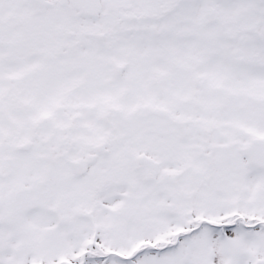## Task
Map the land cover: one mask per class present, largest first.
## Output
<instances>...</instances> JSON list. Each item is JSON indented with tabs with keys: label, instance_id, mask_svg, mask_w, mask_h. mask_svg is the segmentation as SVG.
Returning a JSON list of instances; mask_svg holds the SVG:
<instances>
[{
	"label": "snow or ice",
	"instance_id": "6c2138e0",
	"mask_svg": "<svg viewBox=\"0 0 264 264\" xmlns=\"http://www.w3.org/2000/svg\"><path fill=\"white\" fill-rule=\"evenodd\" d=\"M0 264H264V0H0Z\"/></svg>",
	"mask_w": 264,
	"mask_h": 264
}]
</instances>
